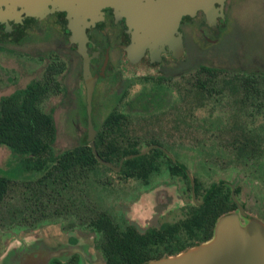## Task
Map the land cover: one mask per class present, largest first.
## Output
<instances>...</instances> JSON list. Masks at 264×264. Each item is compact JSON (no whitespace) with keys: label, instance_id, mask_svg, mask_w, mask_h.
<instances>
[{"label":"flooded vegetation","instance_id":"flooded-vegetation-1","mask_svg":"<svg viewBox=\"0 0 264 264\" xmlns=\"http://www.w3.org/2000/svg\"><path fill=\"white\" fill-rule=\"evenodd\" d=\"M228 7L229 0H220L209 12L199 10L184 16L178 31L165 47L159 40L153 41L150 47H137L123 14L112 7L103 9L97 17L91 18L83 15L73 3L54 0L45 8L38 9L31 17H24L19 21L2 14L0 10V88L25 89L31 82L41 80L47 67L54 63L65 65L60 74L65 88L66 77L73 69H80L78 84L83 83L87 91V81L84 78L87 65L91 72V83L95 86L93 100L97 93L100 100L95 105L103 121L112 114L119 118L123 108L129 112L127 107L130 101L124 96L139 77L147 81L165 78L169 84L175 76H170L171 72H179L176 78L180 80L185 77V64L180 52L185 46L183 38L187 31L192 32L206 46L220 45L228 34ZM145 70L152 73L139 75V71ZM23 80L27 84L20 87ZM65 95L66 92L53 95L47 103L54 97ZM106 102L111 103L109 108ZM93 103L92 101L91 118L97 137L100 132L102 135L106 134V130L100 131L102 127L98 128L94 123ZM140 111L142 110L139 108L135 109V112ZM132 118L135 121L145 117L134 114ZM173 133L180 136L184 132L179 130ZM135 141L139 145L132 149L133 152L121 157L116 163L110 162L114 168L101 164L100 175L98 178L93 177V188L87 191L92 193H87L85 198L89 205L107 214L115 224L118 238L115 252L107 248L109 240L106 233L103 230L97 232L90 225L91 220L86 218L63 215L60 218L54 217L47 223L32 225L21 218L14 219L10 216L12 224L24 230L61 221H67L68 225L61 233H53L50 237L27 236L19 237L20 240L17 237L15 244L10 243L6 247L13 250V260L9 258V263L148 264L176 257L210 241L218 220L238 211L231 195V185L240 178L232 182L220 179L206 187L200 176L183 160V148L180 145L177 148L158 139L149 140L146 145H141L137 138ZM131 155L135 156L126 159ZM132 159L137 160L129 162ZM253 164L255 163L250 161L246 167ZM125 166H130L131 169L124 170ZM188 172L195 180V194L190 179V187L187 185ZM115 184L120 185L118 190L113 189ZM240 186L241 179L236 190ZM100 189L109 194L102 195ZM216 190L220 194L213 195ZM158 192L161 193L159 198L155 199V196L148 202L149 205L144 204L145 208L151 205L154 208L155 204L158 207L151 219H145L147 212L143 217L140 216V222L129 218L130 208L139 206L138 203L143 202L142 198L157 195ZM228 193L231 201L227 197ZM236 196L241 200V194ZM243 202L246 212L250 213L247 202ZM255 217L264 222V218ZM242 222L245 223L244 220ZM43 244L45 247L39 250ZM4 252L6 253L3 251L0 258ZM3 260L4 258L0 259V264Z\"/></svg>","mask_w":264,"mask_h":264},{"label":"trees","instance_id":"trees-1","mask_svg":"<svg viewBox=\"0 0 264 264\" xmlns=\"http://www.w3.org/2000/svg\"><path fill=\"white\" fill-rule=\"evenodd\" d=\"M64 69L65 65L52 63L41 80L0 99V147L11 151L26 176L12 180L0 175V209H8L14 219L21 218L32 225L47 223L63 215L86 218L91 220L90 225L97 232L103 230L106 233L107 248L115 252L118 242L115 224L111 217L89 205L85 199L87 193H92L87 191L93 188V177H98L95 173L101 166L88 138L83 145L64 151L56 149V122L52 108L48 109L46 104L53 95L66 92L60 80ZM144 81L152 82L153 86L135 95L126 106L129 112L123 108L119 118L112 114L100 129L106 130V134L100 132L95 137L97 151L104 160L116 163L139 145L129 134L134 122L132 115L139 114L148 119L180 104L187 106L188 118L195 109L211 104L217 107L225 103L230 108L228 116H215L211 112L202 121L204 127L220 133L211 135L209 144L201 145L199 152L204 170L222 155L232 157L230 159L244 168L263 155L264 123L258 121L264 117L263 73H235L203 66L186 79L184 87L182 81L174 87L165 78ZM127 95L126 92L124 98ZM136 108L142 111L135 112ZM130 169V166L124 167V170ZM186 180L190 187L188 176ZM214 194L220 193L216 190ZM236 194H241V186ZM227 197L231 201L229 193ZM112 256L115 258L114 254Z\"/></svg>","mask_w":264,"mask_h":264},{"label":"rangeland","instance_id":"rangeland-1","mask_svg":"<svg viewBox=\"0 0 264 264\" xmlns=\"http://www.w3.org/2000/svg\"><path fill=\"white\" fill-rule=\"evenodd\" d=\"M228 34L225 35L220 45L209 47L197 40V37L187 31L184 40V48L180 54L184 60L185 77L181 80L176 78L179 72H171L170 76H174L171 85L176 86L180 81L185 86L186 79L192 75L199 67L211 66L225 69L229 72H258L264 74V0H229L228 7ZM45 70V63L43 71ZM152 73L148 70L139 71V75ZM81 70L75 68L72 73L66 77V95L65 97H54L49 101L48 105L52 107L53 116L57 127V142L56 149L64 151L71 149L85 143L86 133V102L87 93L85 85L78 81L80 80ZM158 75V73H154ZM184 79V80H183ZM147 80V79H146ZM27 84V81L21 82L20 87ZM152 82H145L142 77L134 81L133 87L128 91V100L131 101L137 93L143 91L145 88H151ZM17 88L12 87L9 89L0 88V99L5 96L13 94ZM19 90V89H18ZM173 91V90H172ZM95 92V89H94ZM97 92V91H96ZM177 92L174 93L175 96ZM93 103V117L96 127L100 128L103 125V119L100 111L95 104L99 102V95L95 94ZM114 95H112V98ZM113 102L111 99L110 102ZM111 102V103H112ZM111 103L106 102L109 108ZM229 106L222 103L220 106H205L195 109L188 118V108L185 105L174 106L173 109L165 111L148 119L135 120L129 130V134L134 139H139L141 145H146L149 140L158 139L166 145H173L182 149L183 160L190 165V168L198 176H200L203 184L208 187L214 181L225 179L229 182L234 181L236 178L241 179V201H246L250 216H258L264 218V147L263 155L259 160L255 161L253 166L244 168L240 163L235 162L232 157L222 155L216 159L215 164L211 167L202 168V156L200 155L201 145L211 142V135L220 134L219 131L209 130L203 126L202 121L211 112L215 116L224 114L228 116ZM107 113V112H105ZM182 116V117H181ZM181 117V118H180ZM146 118V117H145ZM181 119L179 123L178 119ZM260 118V117H259ZM258 121L264 123V117ZM183 131L179 134L173 131ZM177 134V135H176ZM209 140V142H207ZM180 145V146H179ZM208 148L209 146H205ZM101 168L97 167L96 175L99 176ZM0 175H4L12 180L24 179L23 173L19 164L14 160V156L7 147H0ZM94 177H96L94 175ZM98 178V177H96ZM100 187V186H99ZM119 184H115L113 189L118 190ZM101 190L102 195H107L105 190ZM163 195V193H162ZM156 196V197H155ZM161 196L158 192L157 195H149L142 198V203L139 206L130 208L128 216L132 220L140 222V218L145 215V219H151L158 210L156 204L145 208L144 204L150 202L151 198L155 199ZM95 197V196H94ZM98 197V194H96ZM95 197V198H96ZM145 202V203H144ZM150 203H148L149 205ZM8 209H0V255L3 251L4 255L1 258L4 260L1 264H14L9 263V258L13 260V250L7 247L8 244H15L21 238L19 237H50L53 233H61L67 229L68 222L61 221L56 224L42 225L35 229H20L13 225L10 216L12 214L7 211ZM142 215V216H141ZM141 216V217H140ZM50 241V239H47ZM45 246L39 247V250ZM11 250V251H10ZM9 251V252H8ZM0 258V259H1Z\"/></svg>","mask_w":264,"mask_h":264},{"label":"water","instance_id":"water-1","mask_svg":"<svg viewBox=\"0 0 264 264\" xmlns=\"http://www.w3.org/2000/svg\"><path fill=\"white\" fill-rule=\"evenodd\" d=\"M53 1L0 0V10H2V14L19 21L24 17H31L38 9L45 8ZM62 1L75 4L83 15L91 18L97 17L107 7L120 11L125 18L127 26L132 30V38L137 47H150V44L156 40H159L163 46L170 44L172 35L178 31L179 24L184 16L199 10L209 12L214 9L216 2H220V0H157V2L155 0ZM90 76V69L86 65L84 78L87 81L86 129L88 143L100 164L114 168L110 162L105 161L99 155L95 145L97 131L91 118L92 94L95 86L91 83ZM134 156H128L126 159ZM169 157L172 158L171 155ZM188 176L191 181L193 194H195V180L190 172H188ZM239 182L240 179H237L231 185V195L238 206V211L224 215L218 220L213 238L210 241L176 257H169L148 264H264V222L250 216L245 210L244 202L237 198L235 191ZM243 220L245 223L242 222Z\"/></svg>","mask_w":264,"mask_h":264}]
</instances>
